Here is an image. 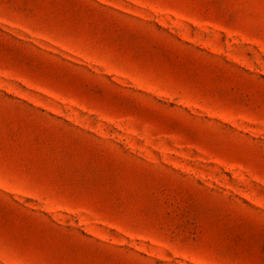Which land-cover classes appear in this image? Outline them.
<instances>
[{
    "label": "rangeland",
    "instance_id": "obj_1",
    "mask_svg": "<svg viewBox=\"0 0 264 264\" xmlns=\"http://www.w3.org/2000/svg\"><path fill=\"white\" fill-rule=\"evenodd\" d=\"M0 264H264V0H0Z\"/></svg>",
    "mask_w": 264,
    "mask_h": 264
}]
</instances>
